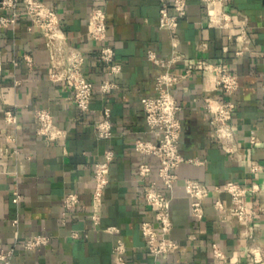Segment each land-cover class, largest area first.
Here are the masks:
<instances>
[{"label":"crops","instance_id":"crops-1","mask_svg":"<svg viewBox=\"0 0 264 264\" xmlns=\"http://www.w3.org/2000/svg\"><path fill=\"white\" fill-rule=\"evenodd\" d=\"M44 1L61 16L69 42L85 54L83 70L93 81L95 92L90 109L82 111L72 98V85L50 78L46 38L27 15H19L14 25L0 26V248L45 232L51 235L48 244L35 249L18 247L13 263L115 264L113 249L121 238L127 245L128 264H149L153 257L144 245L140 225L145 219L153 220L155 213L143 199V181L137 169L140 154L134 141L138 136L152 137L147 131L142 98L156 93L158 68L147 58V51L152 48L167 54L171 50L169 33L158 25L160 1H106L109 41L123 64L115 76L118 86L109 93L100 91L107 68L99 59V42L92 37L88 24L93 0ZM228 8L237 23L247 17L253 51L237 53L240 38L229 37L225 29L208 24L212 5L204 0H188L179 49L189 64L207 57L227 63L239 76L232 123L242 156L225 152L205 108V96L226 95L213 89L202 71L190 73L177 84L174 94L182 105L180 149L198 161L180 164L172 190L161 185L172 195V235L180 243L175 251L160 256L162 264H218L213 241L229 255L224 264H264V210L254 217L253 237H242L244 226L229 210L223 212L214 205L220 197L229 207L228 192L212 190L204 200V217L197 219L191 213L185 187L186 177L205 180L212 188L230 178L256 182L261 190L247 194L245 200L257 209L264 205V173L251 170L252 160H264V0H230ZM200 39L209 41L204 50L196 47ZM25 53L34 57L32 66L26 62ZM183 65L179 62L174 70L182 71ZM106 106L110 107L114 132L108 138L99 135L94 125ZM5 107L17 113L15 124L6 122ZM39 107L49 109L65 131L62 137L49 139L36 132L34 111ZM252 135L258 137L256 145L251 142ZM106 148L114 149L115 158L104 193L103 214L94 224L95 161L103 157ZM150 161L156 169V159L150 157ZM16 190L20 193L18 201L14 199ZM70 191L79 194L80 203L65 211L63 197ZM108 225H118L120 230L108 231ZM73 230L81 231V236L74 238Z\"/></svg>","mask_w":264,"mask_h":264},{"label":"built area","instance_id":"built-area-1","mask_svg":"<svg viewBox=\"0 0 264 264\" xmlns=\"http://www.w3.org/2000/svg\"><path fill=\"white\" fill-rule=\"evenodd\" d=\"M106 1L93 0L88 17L91 35L99 42V59L106 64L107 68V76L100 83L102 93H109L118 86L115 76L123 69L122 62L116 57V49L109 41ZM159 1L158 25L169 33L171 50L167 54H161L152 48L147 51V58L158 68L155 75L156 93L142 98L147 131L152 137L138 136L134 141V147L140 154L137 169L138 175L143 181V199L145 204L150 206L155 213L153 220L145 219L140 225L144 245L153 257V262L149 264H162L160 256L175 251L180 245L179 241L172 235L174 226L171 212L172 195L167 193L162 186L172 190L179 178L177 168L180 164L184 161H198L194 157L185 155L180 149L183 124L179 113L182 105L174 94L177 84L185 80L190 73L196 70L202 71L210 80L211 87L226 95L225 97L205 96V108L211 115L215 136L225 152L232 157L242 156L239 152L236 131L232 123V117L237 107L235 94L240 87L239 76L231 71L227 63L223 61L199 57L194 59L192 64L187 63V57L179 49V44L181 41V20L188 13V0ZM204 1L212 5V10L208 15V24L225 29L229 37L237 35L242 44L237 53L253 51L247 17L237 23L234 14L228 8L230 0ZM0 9L2 11L0 26L14 25L18 16L24 14L30 18L32 25L44 34L49 53L50 78L53 81L70 83L73 87V100L79 109L88 111L95 92L94 83L83 70L85 54L69 42L57 10L44 0H0ZM208 46V39H200L196 43V47L201 50ZM24 57L30 66L34 64V57L30 53H25ZM179 62L184 63L180 72L174 70V66ZM2 69L3 57L0 45V77ZM110 114V107H104L94 123L97 133L105 138L111 137L114 133ZM34 115L37 120L36 132L39 135L55 139L65 134L64 129L55 122L49 109L39 107L35 109ZM4 117L9 124H15L18 120L17 113L10 107L4 108ZM251 142L254 145L258 143L257 135L251 136ZM150 157L156 159V169L150 161ZM114 158V149L106 148L103 157L95 161L91 211L94 224L100 222L103 214L104 193L111 180V162ZM154 169L156 176L153 177ZM251 170L264 173V160H252ZM185 187L190 199L191 213L197 219L204 217V200L211 194L212 190L228 192L231 196L230 206L226 207L223 200L217 197L214 201L215 207L223 212L229 210L237 218L239 223L244 226L241 233L242 237H253L254 217L258 211L264 210V205L257 209L246 202L245 196L249 193L259 192L261 187L258 183L247 184L241 179L230 178L212 188L205 180L186 177ZM19 198L20 193L16 190L14 199L18 201ZM63 203L65 211L79 205V194L76 191L66 193L63 197ZM65 211L63 220L66 219ZM105 229L118 232L120 227L108 225ZM71 235L74 238H79L81 231L73 230ZM50 240L51 235L49 233L38 232L25 236L9 246L1 247L0 264H14L13 260L18 247L35 249L48 244ZM126 250L125 241L119 238L113 249L115 264H128L125 256ZM250 250L253 251L254 249ZM212 252L218 264H224L229 258L227 251L216 241L212 242Z\"/></svg>","mask_w":264,"mask_h":264}]
</instances>
